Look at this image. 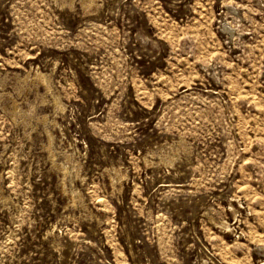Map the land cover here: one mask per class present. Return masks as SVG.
I'll use <instances>...</instances> for the list:
<instances>
[{
	"label": "rangeland",
	"instance_id": "1",
	"mask_svg": "<svg viewBox=\"0 0 264 264\" xmlns=\"http://www.w3.org/2000/svg\"><path fill=\"white\" fill-rule=\"evenodd\" d=\"M0 264H264V0H0Z\"/></svg>",
	"mask_w": 264,
	"mask_h": 264
}]
</instances>
